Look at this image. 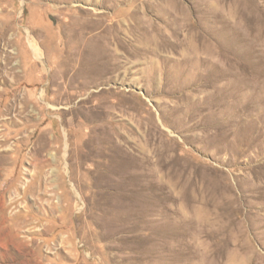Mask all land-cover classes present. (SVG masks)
I'll use <instances>...</instances> for the list:
<instances>
[{
	"label": "rangeland",
	"instance_id": "obj_1",
	"mask_svg": "<svg viewBox=\"0 0 264 264\" xmlns=\"http://www.w3.org/2000/svg\"><path fill=\"white\" fill-rule=\"evenodd\" d=\"M165 261L264 264V0H0V264Z\"/></svg>",
	"mask_w": 264,
	"mask_h": 264
},
{
	"label": "bare ground",
	"instance_id": "obj_2",
	"mask_svg": "<svg viewBox=\"0 0 264 264\" xmlns=\"http://www.w3.org/2000/svg\"><path fill=\"white\" fill-rule=\"evenodd\" d=\"M168 261V260H167ZM167 261H165L167 264L169 263V262H167Z\"/></svg>",
	"mask_w": 264,
	"mask_h": 264
}]
</instances>
